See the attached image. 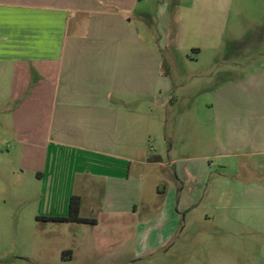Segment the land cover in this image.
Wrapping results in <instances>:
<instances>
[{
	"label": "rangeland",
	"instance_id": "obj_1",
	"mask_svg": "<svg viewBox=\"0 0 264 264\" xmlns=\"http://www.w3.org/2000/svg\"><path fill=\"white\" fill-rule=\"evenodd\" d=\"M162 4L174 10L179 3L139 0L129 16L151 57L158 47L163 75L167 72V78L151 77L150 94L138 101L141 115L129 147L131 171L145 176L149 168L136 160L152 154L162 155V165L142 177L141 189L135 185L125 215L101 214L106 188L85 187L81 215L97 223L51 221L50 214L69 215L74 182L83 177L77 172L114 174L123 168L107 161L97 166L82 150L50 147L42 111L36 113L33 142L30 130L21 132V140L13 136L10 114L0 113V264H260L264 233L238 221H264V194L255 201L244 190L254 181L264 184V146L235 157L223 154L222 116L215 110L213 93L227 81L264 70V0H230L220 45L201 53L171 46L158 21ZM262 97L264 101V92ZM21 101L11 99V105ZM24 108H30L28 100ZM261 119L264 125V110ZM53 154L54 169L42 177L38 170L48 166L47 157ZM183 158L207 170L195 193L198 204L182 214L180 228L170 238L154 239L165 233L161 223L166 221L150 220L158 219L172 199V160ZM254 165L256 172L251 171Z\"/></svg>",
	"mask_w": 264,
	"mask_h": 264
},
{
	"label": "crops",
	"instance_id": "obj_2",
	"mask_svg": "<svg viewBox=\"0 0 264 264\" xmlns=\"http://www.w3.org/2000/svg\"><path fill=\"white\" fill-rule=\"evenodd\" d=\"M176 2L174 10L162 4L158 16L171 46L195 53L219 46L230 0ZM138 4L139 0H0V113L10 114L13 136L21 140V132L30 130L33 142L36 113L42 111L50 147L60 152L82 150L92 155L90 159L97 166L105 161L122 166L123 170L114 174L77 172L83 177L74 182V195L82 198L81 210L85 187L100 192L101 187L106 188L103 193L108 196L101 214L109 216L125 215L132 207L135 185L140 189L143 183L145 186L142 177H150L152 167L163 163L162 155H147L142 158L145 161L136 160L149 168L146 175L131 171L134 159L129 147L134 123L141 115L138 101L150 94L151 77L167 78V72L163 75L161 70L164 61L158 47L151 57L150 47L141 41L129 17ZM263 92L261 69L227 81L214 91L213 104L222 116L224 139L220 146L224 155L260 152L259 147L264 146V136H259L264 131V101L259 99ZM16 98L22 101L11 105V99ZM27 100L30 108L23 111ZM23 113H27L24 119ZM18 139L13 138L15 142ZM183 159L172 160V199L158 219L150 220L166 221L161 223L165 233L158 231L154 239L170 238L180 228L182 214L198 204L195 193L202 187L199 181L207 170ZM54 160L55 154L48 155V166L38 170L42 177L52 173ZM256 170L257 165L252 166L251 171ZM244 190L260 201L256 195L264 194V184L254 181ZM238 222L255 233H264V221ZM258 257L264 264V253L259 252Z\"/></svg>",
	"mask_w": 264,
	"mask_h": 264
},
{
	"label": "trees",
	"instance_id": "obj_3",
	"mask_svg": "<svg viewBox=\"0 0 264 264\" xmlns=\"http://www.w3.org/2000/svg\"><path fill=\"white\" fill-rule=\"evenodd\" d=\"M164 64V63H163ZM82 198L79 195H73L70 202V212L67 217H50L51 221H73L96 224L97 219L86 218L81 215Z\"/></svg>",
	"mask_w": 264,
	"mask_h": 264
}]
</instances>
